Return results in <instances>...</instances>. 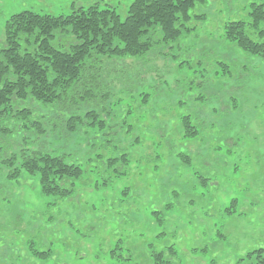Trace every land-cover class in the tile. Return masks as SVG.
I'll return each instance as SVG.
<instances>
[{
    "label": "rangeland",
    "instance_id": "obj_1",
    "mask_svg": "<svg viewBox=\"0 0 264 264\" xmlns=\"http://www.w3.org/2000/svg\"><path fill=\"white\" fill-rule=\"evenodd\" d=\"M132 1L0 0V47L20 11L60 15L96 3L123 20ZM253 1L196 3L191 32L156 41L139 79L124 74L123 100L110 97L94 124L1 137V156L42 148L82 171L71 195L55 200L38 176L7 179L0 166V264H152L151 252L169 246L171 264H254L247 254L264 249V63L223 37L224 23L247 20ZM31 245L50 256L37 258Z\"/></svg>",
    "mask_w": 264,
    "mask_h": 264
},
{
    "label": "trees",
    "instance_id": "obj_2",
    "mask_svg": "<svg viewBox=\"0 0 264 264\" xmlns=\"http://www.w3.org/2000/svg\"><path fill=\"white\" fill-rule=\"evenodd\" d=\"M206 1L133 0L123 20L113 8H99L96 3L69 14L23 10L11 15L0 47V166L9 168L6 178L25 171L38 176L43 195L55 200L70 196L74 179L81 175L79 165L42 148H20L1 156V137L18 127L32 126L45 133L49 125L65 136L81 130L84 119L94 124L110 97L114 96L115 105L123 100L118 93L130 88L125 75L132 82L139 79L138 69H143L148 52L160 38L169 42L190 33L193 27L185 26L188 11ZM248 15L247 20L226 21L223 37L264 63V0L251 2ZM65 33L73 38L68 45L58 37ZM57 38L60 48L52 43ZM130 112L128 105L125 119ZM182 119L187 136H194L197 130L189 124V116ZM117 158L108 159L109 163ZM31 252L37 258L51 254L32 245ZM151 255L152 264H171L176 250L169 246ZM247 257H253L254 264H264V249H255Z\"/></svg>",
    "mask_w": 264,
    "mask_h": 264
}]
</instances>
